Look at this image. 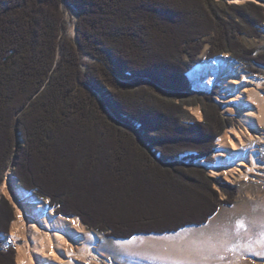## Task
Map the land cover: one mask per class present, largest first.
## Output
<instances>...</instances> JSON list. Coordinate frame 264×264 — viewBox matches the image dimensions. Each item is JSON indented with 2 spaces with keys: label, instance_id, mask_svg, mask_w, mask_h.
Returning <instances> with one entry per match:
<instances>
[{
  "label": "trees",
  "instance_id": "trees-1",
  "mask_svg": "<svg viewBox=\"0 0 264 264\" xmlns=\"http://www.w3.org/2000/svg\"><path fill=\"white\" fill-rule=\"evenodd\" d=\"M263 22L253 2L0 0V184L12 171L55 213L112 240L205 225L233 192L192 163L213 162L230 121L185 74L205 44L210 61L229 54L261 74L264 51L239 38H260ZM197 105L204 120L184 124ZM11 221L0 198L2 234Z\"/></svg>",
  "mask_w": 264,
  "mask_h": 264
},
{
  "label": "bare ground",
  "instance_id": "bare-ground-1",
  "mask_svg": "<svg viewBox=\"0 0 264 264\" xmlns=\"http://www.w3.org/2000/svg\"><path fill=\"white\" fill-rule=\"evenodd\" d=\"M226 1L243 4L250 0ZM227 58L223 55L203 61L187 74L197 91L208 93L217 86L222 113L241 123L240 128L229 127L217 138L213 164L206 165L204 160L196 164L203 165L212 177L247 181L252 175H263L264 169L256 155L258 145L264 141L263 79L242 74ZM191 112L197 120L202 119L199 108H191ZM0 194L15 210L6 239L22 240L17 245L16 264H103L95 252L97 236L87 231L79 219L55 214L44 200L22 189L11 174L1 183Z\"/></svg>",
  "mask_w": 264,
  "mask_h": 264
},
{
  "label": "rangeland",
  "instance_id": "rangeland-1",
  "mask_svg": "<svg viewBox=\"0 0 264 264\" xmlns=\"http://www.w3.org/2000/svg\"><path fill=\"white\" fill-rule=\"evenodd\" d=\"M214 2L225 3L226 6H242L248 2H253V4L262 9V13L264 15V1L250 0L243 4L230 3L226 0H214ZM63 14L65 28L62 32V35L64 38L67 37L73 39V22L75 17L68 10H65V8H63ZM259 31L261 32L260 38L256 39L242 36L241 38H239L240 44H242V46H244L245 48L264 51V22L261 24ZM206 39L207 38H204V40ZM208 49L209 45L205 44L199 56L196 57V63L191 66L190 70L196 64L198 65L203 61L210 60L206 58ZM223 55L227 56V60L230 63L236 65L237 69H239L242 74L249 76V78L263 79L261 91L264 94V72H262L261 74L250 76L249 74L244 73L243 67L233 61L229 54H222L221 56ZM82 61L91 62L90 58L86 56L82 58ZM188 71L185 74V78L190 89L197 94L209 96L212 98L213 103L220 110L219 114L221 115L222 119H228L230 121V125L227 128H240L241 123L238 120L234 119V117L230 115H225L222 113V106L217 102V99L220 96V89L217 86H214L208 93L197 91L187 75ZM194 107L200 109L202 115L201 120H197V118L191 112V108ZM184 109L187 114V118L184 120V124L188 122L201 123L204 120L202 107L200 105L185 107ZM227 128H225V130L219 137L224 134ZM261 131L264 134V127H262ZM216 141L217 138L214 142L215 150L217 148ZM256 155L259 162L264 164V141L263 143L258 145ZM182 159L183 156L178 158L179 161H181ZM212 159L213 162L211 164L215 162L213 154ZM188 162L185 161V163ZM197 162L198 160L192 163V165L195 166L194 164H196ZM204 171L207 178H210L218 183H225L229 185V192H233V196L230 198L232 205H220L218 212L212 218H210L205 225L191 228L187 227L183 230L178 231L177 233L174 232L166 235L134 236L131 239L122 241L112 240L104 235H98L96 234V232L91 231L98 238L95 252L96 255L100 258L101 262L103 264H223L225 261H229L230 259H242L243 257H245L243 255L242 246L246 242H252L255 238L264 233V207L260 205V203L264 200V169L261 170L263 172V175H252V178L250 180H243L239 182L226 181L222 177H212L207 172L206 168L204 169ZM7 174L12 175V171H7L5 176ZM213 188L217 192L219 202L223 203V201L226 200V195L223 193V190L220 188V186H218L217 183L213 184ZM27 192L34 193L33 191ZM0 198H4L8 202L12 211V221L9 222L7 227L8 232L6 234H2L0 232V246L2 248L0 249V253L3 254L11 251V253H9L12 254V256L10 260L8 258L6 260L2 258L1 260L0 258V264H7L9 261L14 262L12 264H16V249L17 245L22 244V240H15L13 238L6 239V237H9L11 223H13L15 219V210L14 206L8 198H6L2 194H0ZM41 200H44L48 204V201L46 199ZM49 207L52 208L55 213L56 208L52 206ZM6 244H9L12 250L7 249L5 246ZM250 264H264V260H260L257 262L251 261Z\"/></svg>",
  "mask_w": 264,
  "mask_h": 264
},
{
  "label": "crops",
  "instance_id": "crops-1",
  "mask_svg": "<svg viewBox=\"0 0 264 264\" xmlns=\"http://www.w3.org/2000/svg\"><path fill=\"white\" fill-rule=\"evenodd\" d=\"M264 207V200L260 203ZM243 255L245 257L230 259L225 261L223 264H249L251 261H260L264 260V233L259 237L255 238L252 242H246L242 246ZM245 262V263H244Z\"/></svg>",
  "mask_w": 264,
  "mask_h": 264
},
{
  "label": "water",
  "instance_id": "water-1",
  "mask_svg": "<svg viewBox=\"0 0 264 264\" xmlns=\"http://www.w3.org/2000/svg\"><path fill=\"white\" fill-rule=\"evenodd\" d=\"M195 166H201V167H203L204 168V166H202V165H196V164H194ZM205 169V168H204Z\"/></svg>",
  "mask_w": 264,
  "mask_h": 264
}]
</instances>
